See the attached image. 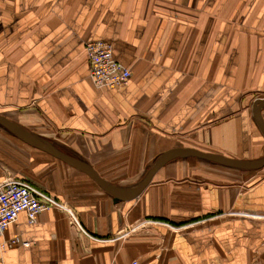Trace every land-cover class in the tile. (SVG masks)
Masks as SVG:
<instances>
[{
  "label": "crops",
  "instance_id": "1",
  "mask_svg": "<svg viewBox=\"0 0 264 264\" xmlns=\"http://www.w3.org/2000/svg\"><path fill=\"white\" fill-rule=\"evenodd\" d=\"M89 39L111 43L125 85H95ZM263 97L264 0H0V113L125 190L173 148L264 157ZM10 177L73 215L21 212L0 264H264V166L177 155L124 199L0 123Z\"/></svg>",
  "mask_w": 264,
  "mask_h": 264
},
{
  "label": "built area",
  "instance_id": "2",
  "mask_svg": "<svg viewBox=\"0 0 264 264\" xmlns=\"http://www.w3.org/2000/svg\"><path fill=\"white\" fill-rule=\"evenodd\" d=\"M85 47L90 74L97 87L117 88L130 80L131 69L115 57L111 43L103 39H89ZM52 207L62 208L73 215L65 203L32 183L14 177L5 179L0 182V235L17 221L21 212L27 214L30 222H35L41 212ZM17 243L27 245L29 242L16 236L9 244ZM130 264L140 263L134 259Z\"/></svg>",
  "mask_w": 264,
  "mask_h": 264
},
{
  "label": "water",
  "instance_id": "3",
  "mask_svg": "<svg viewBox=\"0 0 264 264\" xmlns=\"http://www.w3.org/2000/svg\"><path fill=\"white\" fill-rule=\"evenodd\" d=\"M262 107H264V97L263 98H257L253 103V116L262 130L264 134V117L262 115ZM0 123L7 127L12 133H14L16 136L24 140L25 142L36 146L40 149H43L62 160L82 169L87 174H89L93 179H95L99 184L103 185L107 190L114 193L115 195L124 198V199H132L136 196H138L151 182L155 172L167 161L172 159L173 157L177 155L182 154H195L199 157L209 159L211 161H215L218 163H223L229 166L241 168V169H258L264 166V157L260 159H254V160H248V159H237L232 158L223 154L218 153H211V152H205L201 151L196 148L191 147H178L169 149L165 152H163L153 163V165L150 167L148 173L144 177L143 181L137 185V187L133 190H125L121 187H118L110 182H108L106 179L101 177L97 171L90 166L88 163H86L84 160L79 159L77 157H74L72 155L67 154L64 151H61L49 143L46 142V140H43L42 138H39L38 136L32 134L10 118L6 117L5 115L0 113Z\"/></svg>",
  "mask_w": 264,
  "mask_h": 264
},
{
  "label": "rangeland",
  "instance_id": "4",
  "mask_svg": "<svg viewBox=\"0 0 264 264\" xmlns=\"http://www.w3.org/2000/svg\"><path fill=\"white\" fill-rule=\"evenodd\" d=\"M257 124V123H256ZM257 126H258V124H257ZM259 127V126H258ZM260 128V127H259ZM260 158H263V156L262 157H260ZM260 158H258V159H260ZM254 160V159H253Z\"/></svg>",
  "mask_w": 264,
  "mask_h": 264
}]
</instances>
